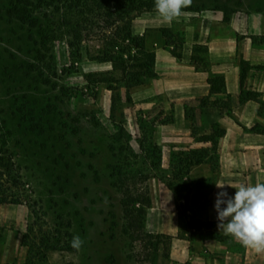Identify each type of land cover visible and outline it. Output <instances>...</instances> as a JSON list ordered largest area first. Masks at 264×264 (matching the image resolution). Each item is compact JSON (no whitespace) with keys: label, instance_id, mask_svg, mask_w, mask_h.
<instances>
[{"label":"rangeland","instance_id":"rangeland-1","mask_svg":"<svg viewBox=\"0 0 264 264\" xmlns=\"http://www.w3.org/2000/svg\"><path fill=\"white\" fill-rule=\"evenodd\" d=\"M24 1L0 0V194L20 217L0 230L13 232L24 264H172L173 237L146 227L151 180L166 182L175 197L181 189L189 196L184 174L200 153L172 150L164 159L156 120L133 110L125 82L116 80L121 71L98 58L115 27L74 17L65 25L59 21L64 7ZM128 1L134 33L157 17L154 0ZM217 11L223 21L250 20L252 28L238 38L264 47V0H192L173 28L140 36L148 49L147 38L159 47L174 42L179 54L187 27ZM247 62L264 70L263 63ZM187 224L190 234L179 236L193 247L205 223L189 218ZM76 235L84 241L80 251L71 247ZM232 256L222 259L234 264ZM235 256L239 264H256L253 255Z\"/></svg>","mask_w":264,"mask_h":264},{"label":"crops","instance_id":"crops-1","mask_svg":"<svg viewBox=\"0 0 264 264\" xmlns=\"http://www.w3.org/2000/svg\"><path fill=\"white\" fill-rule=\"evenodd\" d=\"M223 16L217 11L197 17L187 27L179 54L172 50L174 42L159 47L147 38L156 53L157 75L130 89L133 110L157 122L156 139L164 148V159L172 150H194L201 155L184 174L191 181L185 217L179 215L171 187L151 180L146 227L173 237L172 264L189 258L193 264H229L223 261V253L232 254L234 264L240 263L235 256L239 254L253 255L256 264L264 263V250L246 248L218 228L217 198L224 192L225 199L232 197L236 189H219L216 183L237 188L264 183V70L252 66L242 70V60L264 64V47H254L250 37L238 38L252 28L250 20L234 15L223 21ZM174 22L167 24L157 15L143 20L135 33L173 28ZM211 77H223L222 90L211 91ZM217 131L223 133L215 143L209 136ZM14 210L11 205H0V226L20 221ZM189 218L205 223L204 236H197L193 247L188 238L179 236L190 234ZM13 238L11 230H0V264H24L23 250Z\"/></svg>","mask_w":264,"mask_h":264},{"label":"trees","instance_id":"trees-1","mask_svg":"<svg viewBox=\"0 0 264 264\" xmlns=\"http://www.w3.org/2000/svg\"><path fill=\"white\" fill-rule=\"evenodd\" d=\"M25 2L24 0H19ZM46 5H56L57 10L64 7L63 13L60 14L59 21L63 24L70 25L72 17L77 22L97 18L106 20L112 27L116 28L114 38L111 40L107 52L98 58L110 62L113 70H120L121 77L116 80L124 81L127 91L131 88L144 83L147 79L155 77V51L148 49L145 43V37L135 34L131 29L133 16L131 11L133 5L128 0H42ZM50 2V3H49ZM61 4V5H60ZM63 5V6H62ZM226 20L229 15H226ZM48 34H45L44 40H48ZM136 48V53H133ZM248 62L242 60L243 72L248 69ZM104 81V79H97ZM111 80H115L111 78ZM211 91L218 92L223 89V77H211ZM223 133L214 132L209 138L216 143V137ZM187 173V172H186ZM188 194L181 189L177 193V207L184 212L187 211V205H183L181 200L188 201ZM7 202L3 195L0 194V204ZM148 203L150 201L148 200ZM184 207V208H183Z\"/></svg>","mask_w":264,"mask_h":264},{"label":"clouds","instance_id":"clouds-1","mask_svg":"<svg viewBox=\"0 0 264 264\" xmlns=\"http://www.w3.org/2000/svg\"><path fill=\"white\" fill-rule=\"evenodd\" d=\"M191 3L192 0H154V8L165 23L171 24L183 15V9ZM225 186L235 188L236 192L227 199L226 192L218 196L215 205L218 228L246 248L264 250V183L257 182L254 186L239 188L231 184L216 183L219 189H224ZM83 244L79 235L74 236L71 241V247L76 251H80Z\"/></svg>","mask_w":264,"mask_h":264},{"label":"built area","instance_id":"built-area-1","mask_svg":"<svg viewBox=\"0 0 264 264\" xmlns=\"http://www.w3.org/2000/svg\"><path fill=\"white\" fill-rule=\"evenodd\" d=\"M181 201H182V202H185V200H184V199H182ZM192 230H193V231H195V228H192Z\"/></svg>","mask_w":264,"mask_h":264}]
</instances>
